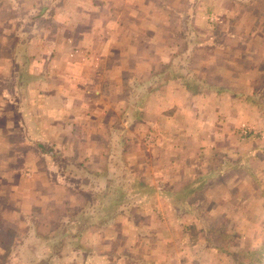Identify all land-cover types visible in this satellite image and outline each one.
<instances>
[{
    "label": "crops",
    "instance_id": "0c3cea01",
    "mask_svg": "<svg viewBox=\"0 0 264 264\" xmlns=\"http://www.w3.org/2000/svg\"><path fill=\"white\" fill-rule=\"evenodd\" d=\"M102 1L0 0V264H171L178 251L186 264H236L234 256L248 264L245 253L264 252V184H241L236 195L228 175L259 185L264 170V149L249 143L243 155L234 146L243 127L252 142L264 133L249 97L254 80L240 94L223 83L226 67L213 83L168 73L165 53L128 60L114 47L152 42L157 22L137 10L124 19L126 0ZM212 7L207 23L220 10ZM248 28L230 45L250 44ZM150 138L157 150L146 152ZM193 141L191 157H181L180 144ZM161 146L185 183L135 179ZM117 170H128L129 184L114 187ZM201 251L215 254L200 259Z\"/></svg>",
    "mask_w": 264,
    "mask_h": 264
},
{
    "label": "rangeland",
    "instance_id": "374dc122",
    "mask_svg": "<svg viewBox=\"0 0 264 264\" xmlns=\"http://www.w3.org/2000/svg\"><path fill=\"white\" fill-rule=\"evenodd\" d=\"M81 1V0H80ZM105 1V0H104ZM126 5L128 7L123 6L121 8V16L124 19H128V15L130 10L131 11H138L139 15L143 18L146 16V20H152L157 22L155 27V34H153V41L149 42L145 41V43H137L132 42L130 44L119 43L116 45L114 49L122 55L124 53L125 57L128 60H132V56L136 52H148L153 53H165L171 58L170 66L167 68L169 72H177L183 73L186 77L195 78L197 81L202 79H210L211 82L217 83V71L219 68L226 67V74L223 78V83L232 85L237 92L240 93V88L243 89V86H240V83L243 80H249L251 77L254 80V87L255 91L249 96L251 100L256 101L258 105L259 112L264 115V27L262 25L264 23V1L259 0L256 2L255 0H126ZM98 4L99 0H97ZM255 4V7L253 6ZM145 6V8H143ZM168 6L163 12V9ZM214 7H220V10L214 9L215 13L213 14L214 18L209 23L207 18V10ZM217 23V24H216ZM249 25L247 34L253 36L251 39L250 44L241 43L235 46L230 44H236L232 40L235 36V32H242L243 37L245 36V29L246 26ZM119 30V31H118ZM121 28H115L114 32L121 35L120 32ZM150 33H147L149 36ZM202 39L205 41L214 40L215 44L211 43L204 45H196V39ZM222 42V45H221ZM208 43V42H207ZM197 46V52L193 51V48ZM144 47L145 51L141 48ZM231 48L232 49L231 51ZM134 52V53H133ZM144 54V53H141ZM175 55L176 58H183L187 57V63L180 62L176 63V58H172ZM218 57L225 58L224 62H220ZM254 70L250 75L247 76V72ZM256 72L257 77L254 79L253 73ZM242 74V75H241ZM194 75V76H193ZM242 93V92H241ZM240 93V94H241ZM242 97V96H240ZM155 109L152 107L149 109V113L153 115ZM135 113V112H134ZM149 114V117L152 116ZM133 115V112H132ZM141 122V121H140ZM178 123L172 132L176 133L177 129L182 128L183 125H179ZM168 125V124H167ZM247 127H243L241 129L242 135L245 136L243 138L240 137L243 141H238L237 144L234 146L238 149L236 153L239 151L243 152L247 150L249 143H252L253 146H259V149H264V133H258V137H254L255 139L252 141L247 140L244 134L247 130ZM170 133V132H169ZM261 141V142H260ZM172 142V141H167ZM147 148L146 152L151 148V150L156 149V142L150 138L146 142ZM160 147V146H158ZM163 147V146H161ZM158 148V155L154 157V161L150 160L151 165H147V170H139L136 171L134 177L136 179V175L139 176L141 179H145L146 182L149 181L151 183H159L160 180L167 181L168 184L174 183L179 185L180 183H185L188 178H185V175L181 174L180 172L174 174V169L172 170L169 167V152L170 150ZM197 148V144L195 141L187 148L185 142L180 144L179 150L181 157L187 156L188 159L191 157L189 154L190 149ZM193 149V151H194ZM167 151V156L163 158V152ZM177 151V150H172ZM189 153H188V152ZM141 153V152H140ZM188 153V154H187ZM134 158H136V153ZM140 155V154H139ZM141 157V156H140ZM195 158V156H193ZM245 157V156H244ZM131 162V159H130ZM132 164V162H131ZM196 164V163H195ZM120 164H116V167H120ZM134 167H142L135 165ZM180 167V166H177ZM145 168V167H144ZM200 169H203V173H205L208 167H193L192 172L193 174L199 172L201 173ZM255 171V170H254ZM128 172V170H127ZM127 172H123L117 170L114 178V187L115 185H120L123 183L129 184L130 183V175ZM232 171H229L230 173ZM30 174H26V177L31 175V172H27ZM238 175L239 179L236 177ZM256 175V171L254 173ZM233 184L237 181L235 190H237L236 195L244 194V187L240 188V185L243 184L249 188L262 187L264 184V170L257 171V177L259 180V185H257L253 180H248V176L242 178V173L232 172L228 175ZM181 179V181H179ZM148 183V182H147ZM263 183V184H262ZM149 185V184H148ZM146 187H149V186ZM153 185V184H152ZM136 187V186H135ZM144 188L145 191L149 193V188ZM120 189L115 188V192H120ZM203 190L200 189L197 193L196 197L199 195L202 196ZM239 194V195H240ZM211 206V205H210ZM230 226H232L230 224ZM201 237V234H199ZM237 238V237H236ZM215 243L220 246H224L225 240L221 237L215 239ZM234 247L242 246L241 242L235 241L233 242ZM197 249H200L199 247ZM235 249V248H234ZM236 251V249H235ZM202 256L200 259L210 258L214 256V251H201ZM186 252H177L174 253V260L171 261V264H186L183 260L185 259ZM261 259H264V252L258 254ZM4 259V258H3ZM231 261V257L229 258ZM189 263V262H188Z\"/></svg>",
    "mask_w": 264,
    "mask_h": 264
},
{
    "label": "trees",
    "instance_id": "16d2710c",
    "mask_svg": "<svg viewBox=\"0 0 264 264\" xmlns=\"http://www.w3.org/2000/svg\"><path fill=\"white\" fill-rule=\"evenodd\" d=\"M243 258H246L249 261L250 264H252L253 262H256V261L260 262V257L257 255L256 252L245 253L243 255ZM238 260H239V257H235L234 256V261L237 262L236 264H247V262L246 263H242V261H238Z\"/></svg>",
    "mask_w": 264,
    "mask_h": 264
}]
</instances>
